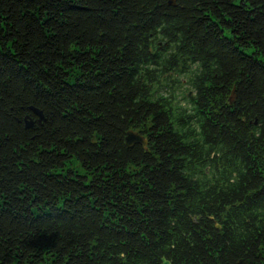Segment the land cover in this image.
Segmentation results:
<instances>
[{"label":"trees","instance_id":"16d2710c","mask_svg":"<svg viewBox=\"0 0 264 264\" xmlns=\"http://www.w3.org/2000/svg\"><path fill=\"white\" fill-rule=\"evenodd\" d=\"M172 1L0 0V264H264V0Z\"/></svg>","mask_w":264,"mask_h":264},{"label":"water","instance_id":"95a60500","mask_svg":"<svg viewBox=\"0 0 264 264\" xmlns=\"http://www.w3.org/2000/svg\"><path fill=\"white\" fill-rule=\"evenodd\" d=\"M169 5L174 6V2L172 0H170V2L168 3ZM234 90L232 91V95L229 99L230 102H232L234 100ZM31 111L33 112V114L38 118V121L41 122L44 120L42 113L37 110V109H33L31 108ZM26 127L27 128H32L33 127V122H26ZM124 144L127 148H131L133 145L139 144L143 147L146 146L147 142L144 139L143 136H141L140 134L134 132V131H128L125 134V138H124ZM163 264H168V262L164 259H162Z\"/></svg>","mask_w":264,"mask_h":264},{"label":"flooded vegetation","instance_id":"af4514ba","mask_svg":"<svg viewBox=\"0 0 264 264\" xmlns=\"http://www.w3.org/2000/svg\"><path fill=\"white\" fill-rule=\"evenodd\" d=\"M146 142H147V140H146ZM261 166H263V167H261ZM260 167H261L260 169L262 170V173H263L264 172V165L262 164V162L260 163ZM204 171H205L206 174H209V167L207 166ZM193 172H194V174L192 175L193 178H195V177H197L199 179L203 178V175L199 172V169H193ZM197 173H199V175L195 176V174L197 175ZM258 173L261 174L260 171H258ZM163 259L166 260L168 262V264H171V261H169V260H167L165 258H163ZM161 261H162V259H161ZM162 264H163V262H162Z\"/></svg>","mask_w":264,"mask_h":264},{"label":"rangeland","instance_id":"374dc122","mask_svg":"<svg viewBox=\"0 0 264 264\" xmlns=\"http://www.w3.org/2000/svg\"><path fill=\"white\" fill-rule=\"evenodd\" d=\"M180 100H181V98H180Z\"/></svg>","mask_w":264,"mask_h":264}]
</instances>
